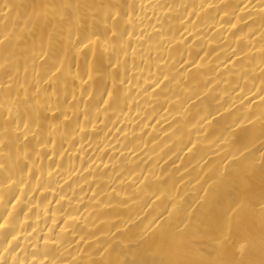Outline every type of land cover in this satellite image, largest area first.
Here are the masks:
<instances>
[{
	"label": "bare ground",
	"instance_id": "6f19581e",
	"mask_svg": "<svg viewBox=\"0 0 264 264\" xmlns=\"http://www.w3.org/2000/svg\"><path fill=\"white\" fill-rule=\"evenodd\" d=\"M0 264H264V0H0Z\"/></svg>",
	"mask_w": 264,
	"mask_h": 264
}]
</instances>
